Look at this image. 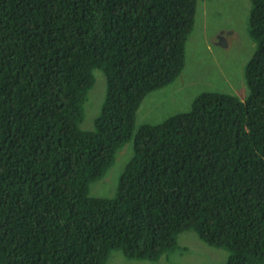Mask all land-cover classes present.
Instances as JSON below:
<instances>
[{"label":"trees","instance_id":"trees-1","mask_svg":"<svg viewBox=\"0 0 264 264\" xmlns=\"http://www.w3.org/2000/svg\"><path fill=\"white\" fill-rule=\"evenodd\" d=\"M198 1L0 0V264L156 262L185 230L226 264H264V0L245 98L203 91L135 130L185 65ZM94 69L105 96L84 130ZM130 140L115 196L90 195Z\"/></svg>","mask_w":264,"mask_h":264},{"label":"rangeland","instance_id":"rangeland-1","mask_svg":"<svg viewBox=\"0 0 264 264\" xmlns=\"http://www.w3.org/2000/svg\"><path fill=\"white\" fill-rule=\"evenodd\" d=\"M250 0H199L195 23L185 48V65L168 85L146 94L140 102L135 130L142 123H159L165 118L187 111L194 98L203 91L232 93L244 99L248 88L244 68L256 50L248 32ZM95 82L84 103L80 127L94 130V119L105 96V77L93 70ZM132 140L116 153L104 176L92 182L89 194L114 197L121 172L132 156ZM179 247L167 251L158 261L125 258L121 251L111 252L105 264H226L229 250L213 247L200 240L194 231L178 235Z\"/></svg>","mask_w":264,"mask_h":264},{"label":"bare ground","instance_id":"bare-ground-1","mask_svg":"<svg viewBox=\"0 0 264 264\" xmlns=\"http://www.w3.org/2000/svg\"><path fill=\"white\" fill-rule=\"evenodd\" d=\"M258 33V32H257Z\"/></svg>","mask_w":264,"mask_h":264},{"label":"clouds","instance_id":"clouds-1","mask_svg":"<svg viewBox=\"0 0 264 264\" xmlns=\"http://www.w3.org/2000/svg\"><path fill=\"white\" fill-rule=\"evenodd\" d=\"M176 114V113H175Z\"/></svg>","mask_w":264,"mask_h":264}]
</instances>
